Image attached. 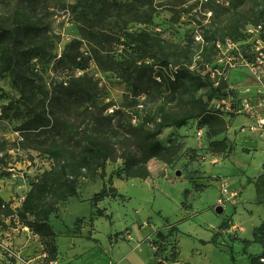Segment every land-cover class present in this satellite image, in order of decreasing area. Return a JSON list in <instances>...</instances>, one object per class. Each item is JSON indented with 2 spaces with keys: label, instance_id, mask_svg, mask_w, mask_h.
<instances>
[{
  "label": "rangeland",
  "instance_id": "1",
  "mask_svg": "<svg viewBox=\"0 0 264 264\" xmlns=\"http://www.w3.org/2000/svg\"><path fill=\"white\" fill-rule=\"evenodd\" d=\"M234 2H241L232 13L239 14L224 28L231 14L223 8ZM263 9L264 0H0V27L16 26L17 10L29 14L38 25L29 38L20 37L18 55L24 73L18 83L11 73H0V195L14 208L22 205L37 178L52 168L53 159L46 153L52 142L74 148L72 127L80 135L93 130L100 139L106 138L117 156L125 151L141 158V140L159 124L162 109L172 118L183 116L192 107L194 96L210 110L220 108L224 112L229 143L212 142L206 130L199 135L205 128L199 119H191L183 127H165L156 136L164 146L176 143L183 148L171 163L152 159L148 179L125 180V164L120 158L107 163L103 178L81 179L77 196L61 203L50 217L58 237L57 260L72 250V242L77 243L76 254L87 251L83 257H70L74 264H95L98 255L112 258L105 243L127 246L123 238L131 232L134 239L141 240L146 222L162 227L183 219L184 190H194L195 186L198 193L190 198L189 210L197 214L179 223L186 232L180 231L181 260L185 264H249L243 249L252 237L250 219L264 215L262 197L249 180H254L252 174L264 162V135L241 131L248 123L237 113L244 101L223 105L220 101L226 95L213 87V80L202 78L204 86L197 91L184 80L185 85L172 95L163 79L174 71V51L181 62L195 53L194 64L204 65L205 61L196 57L201 46L196 37H202L210 48L204 58L209 59L214 41L207 40L206 35L223 40L229 37L225 34L232 26L257 23L255 18ZM159 44L167 49L169 67L157 59H138L139 46L154 48ZM28 64L29 70L25 68ZM229 75L227 83L233 88L243 83V77L255 80L248 68H234ZM44 117L50 123H43ZM260 141L262 148L245 154L242 161L240 149L256 147ZM237 150L240 152L234 154ZM178 170L181 176L176 175ZM201 179L210 184L199 185ZM224 181L229 189L233 185L239 190L236 199L221 192ZM102 192L105 196L94 204L95 194ZM218 205L224 208L222 214L215 211ZM97 209L104 210L105 216L98 218ZM262 222L255 230L258 243L264 240ZM229 224L238 228L236 236L217 235ZM93 225L94 240L91 231L78 236ZM216 227H220L216 243L221 246L213 242L205 246L192 237H211ZM238 236L241 240L233 246ZM173 245L164 243L157 249L161 254L156 264L178 259ZM145 248H149L148 243ZM262 249L251 243L249 251ZM44 250L40 237L29 228L0 219V264H45Z\"/></svg>",
  "mask_w": 264,
  "mask_h": 264
},
{
  "label": "trees",
  "instance_id": "2",
  "mask_svg": "<svg viewBox=\"0 0 264 264\" xmlns=\"http://www.w3.org/2000/svg\"><path fill=\"white\" fill-rule=\"evenodd\" d=\"M240 3L241 2L230 3L229 6L223 8L226 13L231 14L230 20L224 28H228L235 21L236 15H238L239 12L236 15L232 13L237 11ZM14 18L17 23L16 26L0 27V61L3 63V68H1L0 73H11L14 81L18 83L17 81L21 78L22 73H24L22 70L24 67H22L18 55L20 37L23 34L24 37L29 38L31 33L38 30V25L29 14H25L19 10L15 12ZM255 19H257V23L249 22L243 27L242 25H237L236 27L232 26V29H229V32L225 34L229 37L223 40L218 39L216 35L210 37L206 35L207 40L211 39L214 41L211 47L213 56L209 59H204L207 58L210 51V48L204 43L200 46V51L196 57H200V60L205 61L204 64H206L212 62L216 54V42L220 40L225 41L227 39L235 42L244 41L246 39L243 33L245 27L264 21V9L259 12ZM248 21L250 20H246V22ZM138 51H140L138 57L140 61L145 58L157 59V61L161 63L160 65L166 67L171 65L167 49L162 44L155 45L154 48L149 45L139 46ZM148 51H151L149 55L143 54ZM173 53L176 57L175 64H172L174 71L163 79L164 84H166L167 89H169L172 95L178 92L180 86L185 85L184 80L190 81V86L193 88V91H197L204 86L205 81L203 82L202 78H207V80L212 82V79L206 72L207 68H205L204 65L196 64L197 66L192 68L194 65L193 58L195 53L187 55L186 61L184 62L180 61V56L177 55L175 51ZM34 57L37 58L38 55L36 54ZM200 60L198 62H200ZM25 68L29 70V64ZM214 83L213 81V87L226 95L223 99L228 98L231 93L234 97L233 90H230V92L227 91L229 86L227 81H221L217 87H215ZM229 103L232 104L234 102ZM191 105L192 107L186 114L175 118H172L164 109L161 110V121L156 125L153 131L146 132L141 140V158H137L125 151L122 155L117 156L113 145H111L106 138L100 139L93 130H90L89 133L80 135L79 133H74L75 130L73 127L70 128L74 134L73 138L76 140L74 148L67 149L54 140L51 147L46 151L53 159L52 168L43 172V174L37 178L36 182L32 184L31 190L25 196L22 205L18 208H14L11 203L6 202L0 195V219H9L14 225L18 224L29 228L34 235L40 237L45 247L44 251L47 254L45 264L55 262L58 256L57 233L50 224V217L58 212V207L61 203L66 202L69 198L77 196L78 185L81 179L95 178L97 176L103 178L105 176L107 163L109 161H115L117 158L123 159L124 161L125 180L148 179L151 176L148 163L152 159L171 163L183 148L182 144L176 143L164 146L156 138L161 130L168 126L183 127L189 120L199 119L200 126L205 128L209 139L213 140V138L225 132L226 123L222 118L224 115L223 110L220 108L210 110L207 103L197 100L194 96L192 97ZM43 123L48 124L50 120L44 117ZM249 182L253 183L258 188H264V175L262 178L249 180ZM104 196V192L95 194L94 204L99 201L97 200L98 198L101 197V199H103L102 197ZM95 215L97 217L105 216L104 210L97 209ZM217 235H220V233L218 232ZM257 260L258 257L252 258V264H257Z\"/></svg>",
  "mask_w": 264,
  "mask_h": 264
},
{
  "label": "crops",
  "instance_id": "3",
  "mask_svg": "<svg viewBox=\"0 0 264 264\" xmlns=\"http://www.w3.org/2000/svg\"><path fill=\"white\" fill-rule=\"evenodd\" d=\"M243 83L240 85V84H235L234 85V90L236 92L234 97H233V102L236 104V103H241L245 100H254V101H258L260 99H264V81L262 82H257L256 80H254L252 77H243ZM233 93V94H234ZM238 117H241V118H244L245 121H248L249 123V119L246 118L245 116H238ZM242 120H239V122H241ZM248 123L246 125H248ZM226 132L222 135H219L215 138H213L212 142L213 141H218V140H225L224 142L225 143H229V140L226 138ZM257 135L259 137H262L259 135V133H257ZM254 141V140H253ZM262 141H260L258 143V145H256V147H253V146H243L240 150L242 152V161H244V156L245 154L248 156L253 150H256V149H260L262 148L260 145L262 144L261 143ZM255 143V142H253ZM261 143V144H260ZM236 149H237V146H236ZM240 150H237L234 152V154L240 152ZM233 154V155H234ZM229 159V158H228ZM227 160V159H225ZM213 163L217 162V159L214 158L212 160ZM258 171L256 173H253L251 178L254 179V180H257L258 178H262V176L264 175V162L262 163L261 167L257 169ZM132 180V179H131ZM203 179L201 180H198V184L199 185H207V184H210L209 182L207 181H202ZM200 181V182H199ZM202 181V182H201ZM252 185V184H251ZM195 186H193V189H185L184 190V198H183V201L182 203L186 204L182 205L183 207V216L184 218L183 219H189L188 217H191L192 214H197L196 211H190L189 209L192 208V205L190 203V198L193 197L195 195ZM221 192L225 194L226 197H232L235 198V194H237L238 196V193H239V190L238 189H233V185H231V188L232 189H229V184L228 182H222L221 184ZM202 187H200L201 189ZM257 192H259V194L261 195V199H260V205H264V188H255ZM186 191H189V193L187 194V196L185 195ZM238 191V193H236ZM198 193V192H196ZM230 193V194H228ZM234 196V197H233ZM236 199V198H235ZM240 198H237V201L239 200ZM219 201V200H218ZM106 215L107 214V211H106ZM98 218H101V217H98ZM98 218H95V220L93 221V224L95 223L96 219ZM179 220L177 222H166V224H164L162 227L152 223L151 221H149L148 223L146 222V225H143L145 227L142 228V234H141V240H136L134 239L132 236V233L131 232H128L126 237L123 238V241L124 242V245H127V246H122V244H120L121 242L117 243L115 242L116 245H112L111 243L107 244L105 243L104 245H106V252L112 254V258H114L115 256V259H114V262H112V258H109V257H105V255L103 256H100L98 255V261L95 263V264H156L157 263V259H158V256L161 254H157V249L160 248V246L162 244H174V250L177 252L178 254V259L175 261V262H171L170 264H185L182 260H181V246H180V237L183 233H186V232H182L181 231V224L186 221L184 220L182 222V220ZM262 220H264V215H259V218H257L256 220L252 217L250 219V222H251V234H252V237L247 239L246 240V245L243 249V254H244V257L246 259H248V263L249 264H252V258H257L258 256L264 254V240L261 239V243H258L256 242L255 240V230L263 223ZM180 222H182L181 224H179ZM262 222V223H261ZM224 223V222H223ZM223 223L221 224L220 227H222ZM219 227V228H220ZM218 227L214 228V233H212L211 237L210 235H207V238H199V237H195V236H192L191 234L187 233L189 236H192L194 237L195 239H200L201 243L205 246H209L211 245L210 243L213 242L214 244H216V246H221V244L219 243H216V238H217V230L219 229ZM87 229V230H86ZM173 232H171V230H173ZM86 230V231H85ZM89 231H91L92 233V239L94 240V237H95V232H96V228H95V225H93L92 227H86L85 229L82 230V233L79 234L78 236L82 237L83 235H85V233H88ZM181 231V233H180ZM163 237H161V236ZM78 236H75V237H78ZM85 237V236H84ZM58 238V237H57ZM163 238H165V240L167 242H165V240H163ZM239 240H241L240 236H238V239L235 240V241H232V245L233 246H238V243H239ZM238 241V242H237ZM149 244V248H145V245L146 244ZM251 243H256L258 245H261L263 247L262 250H258L257 252L256 251H249V248H250V245ZM77 244V243H75ZM74 242H72L70 245L72 246V250L68 252V254H66L67 252H65V256H64V259H61V255H60V258L58 260H56L55 262L51 263V264H74L75 262V259L78 258V257H83L87 251H84L82 252L81 254H76L74 251L76 250V247H74ZM168 247V246H167ZM104 248V247H103ZM170 248V247H168ZM221 248V247H219ZM104 252V250H103ZM98 253V252H97ZM72 256H77L74 258H70ZM99 256H100V262H99Z\"/></svg>",
  "mask_w": 264,
  "mask_h": 264
},
{
  "label": "built area",
  "instance_id": "4",
  "mask_svg": "<svg viewBox=\"0 0 264 264\" xmlns=\"http://www.w3.org/2000/svg\"><path fill=\"white\" fill-rule=\"evenodd\" d=\"M243 33L246 37L244 41L235 42L227 39L216 42V54L212 62L204 64L207 68L206 72L215 82V87L221 81H228V76L234 68H248L257 82L264 81V21L246 26ZM196 40L200 42V45L204 44L202 37H196ZM196 64L192 68H195ZM230 90H233L231 84L227 88L228 92ZM229 102H233L232 93L227 99L221 101L225 106H229ZM227 108L230 109V107ZM237 113L249 119L248 125L242 128V132L264 135V99L245 100ZM203 133L205 129H201L199 135ZM219 233L236 236L238 228L229 224L228 228L221 229ZM257 264H264V255L258 256Z\"/></svg>",
  "mask_w": 264,
  "mask_h": 264
},
{
  "label": "water",
  "instance_id": "5",
  "mask_svg": "<svg viewBox=\"0 0 264 264\" xmlns=\"http://www.w3.org/2000/svg\"><path fill=\"white\" fill-rule=\"evenodd\" d=\"M182 172L180 170H178L176 172V175L177 176H181ZM215 211L217 214H222L224 212V208L221 206V205H218L216 208H215Z\"/></svg>",
  "mask_w": 264,
  "mask_h": 264
}]
</instances>
